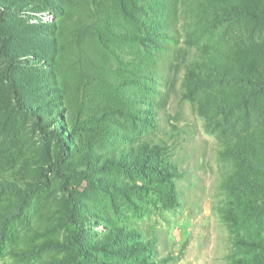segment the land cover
<instances>
[{"label":"rangeland","instance_id":"1","mask_svg":"<svg viewBox=\"0 0 264 264\" xmlns=\"http://www.w3.org/2000/svg\"><path fill=\"white\" fill-rule=\"evenodd\" d=\"M169 1L0 0V264H264V0Z\"/></svg>","mask_w":264,"mask_h":264},{"label":"trees","instance_id":"2","mask_svg":"<svg viewBox=\"0 0 264 264\" xmlns=\"http://www.w3.org/2000/svg\"><path fill=\"white\" fill-rule=\"evenodd\" d=\"M170 4L168 6L167 9L168 11V16L167 18L173 19L175 18V10L177 9V2L171 0L169 1ZM248 13L241 7L239 6H231V8L229 10H227V14H226V19L228 20H232L235 17H245L247 16ZM7 80L10 82L11 86L14 87V81L12 80V78L10 76L7 77ZM254 88L256 91H258L259 86L257 84H254ZM258 88V89H257ZM18 99V98H16ZM18 103H19V99H18ZM155 158V155L150 152L149 154H147L142 161H140V163L137 164V166H133V168H137L140 171H142L143 173L146 172V170L148 169L149 163L151 161V159ZM154 171H160L159 169L155 168ZM240 179V183L246 188L245 192L251 194L252 196H259L260 192L262 193V191L260 190V186H258L256 183L254 182H248L245 184L244 181V177H239ZM264 194V193H263ZM253 211H255V207H252ZM227 217H229V212L227 213Z\"/></svg>","mask_w":264,"mask_h":264}]
</instances>
